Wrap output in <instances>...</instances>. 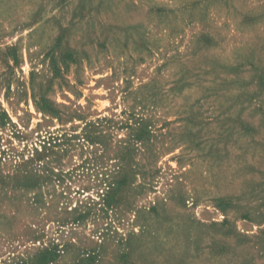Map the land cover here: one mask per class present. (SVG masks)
Listing matches in <instances>:
<instances>
[{
  "label": "rangeland",
  "instance_id": "1",
  "mask_svg": "<svg viewBox=\"0 0 264 264\" xmlns=\"http://www.w3.org/2000/svg\"><path fill=\"white\" fill-rule=\"evenodd\" d=\"M0 264H264V0H0Z\"/></svg>",
  "mask_w": 264,
  "mask_h": 264
},
{
  "label": "trees",
  "instance_id": "2",
  "mask_svg": "<svg viewBox=\"0 0 264 264\" xmlns=\"http://www.w3.org/2000/svg\"><path fill=\"white\" fill-rule=\"evenodd\" d=\"M107 186L109 187V184H107Z\"/></svg>",
  "mask_w": 264,
  "mask_h": 264
}]
</instances>
